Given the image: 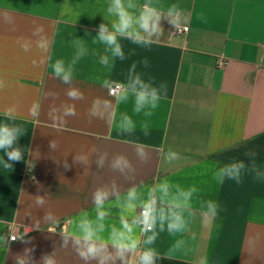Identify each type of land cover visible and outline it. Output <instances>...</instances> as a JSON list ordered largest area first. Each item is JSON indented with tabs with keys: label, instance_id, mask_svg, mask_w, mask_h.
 I'll return each instance as SVG.
<instances>
[{
	"label": "crops",
	"instance_id": "obj_1",
	"mask_svg": "<svg viewBox=\"0 0 264 264\" xmlns=\"http://www.w3.org/2000/svg\"><path fill=\"white\" fill-rule=\"evenodd\" d=\"M125 3L134 22L118 36L120 58L98 39L102 23L118 26L111 0H0V123L22 126L24 154L12 168L0 164V264H139L149 249L155 264H264V0ZM173 5L184 34L163 17L162 34L135 22ZM56 60L71 71L69 83L53 74ZM136 78L157 90L156 108L134 111ZM115 84L129 86L126 102L108 94ZM124 115L130 133L118 128ZM169 150L179 159L168 162ZM118 155L131 162L123 172L112 167ZM239 162V180L228 178ZM192 188L177 209L187 227L170 234L160 212L173 197L183 205L180 194ZM97 191L106 194L100 208ZM152 199L157 217L146 231L137 222ZM209 201L217 216L206 225ZM81 224L90 226L87 239Z\"/></svg>",
	"mask_w": 264,
	"mask_h": 264
},
{
	"label": "clouds",
	"instance_id": "obj_2",
	"mask_svg": "<svg viewBox=\"0 0 264 264\" xmlns=\"http://www.w3.org/2000/svg\"><path fill=\"white\" fill-rule=\"evenodd\" d=\"M131 4L125 3V0H111V4L108 8V11L110 14L115 15L118 18V26L113 25V31L109 32L107 29L106 24H101L99 33H98V39L99 41L105 43L106 45L111 47L112 53L116 57L123 58V51L122 47L118 41V36H127L129 34V30L132 28L133 25V17L129 15L127 12L128 8H131ZM165 18L169 20V22L177 28V22L180 18V14L176 11V6H172L168 10L167 13L158 12L155 9H149L148 12L142 14L139 20L135 21L136 23L140 24V27L143 28L145 31L151 32H159L162 34V28L160 26L161 18ZM42 29H36V32H41ZM106 63V61H105ZM53 74L56 77H59L64 83H69L72 79V73L71 71H68L65 69L63 61L62 60H56L52 65ZM136 84H140L141 87L137 89L135 87ZM106 86V85H105ZM3 87L2 81H0V88ZM127 85L123 86L120 89L119 94L116 96L117 103L126 102L129 99V92H128ZM132 89V98L134 100V111L136 113H140L142 108L148 107L151 109H154L157 107V103L160 99V95L157 92L156 89L151 88L149 89L146 85L142 84L139 78H136L134 83L131 85ZM67 95L69 98L72 99H82L83 94L78 92L77 89H69L67 92ZM108 103V102H106ZM10 110H6L5 115H8V112ZM30 114L32 116H36L37 112L35 110V107L30 109ZM69 114L74 115V109H69ZM145 115H151V111H148L145 113ZM118 128L123 132H132L134 130V123L132 122L131 118L127 115L123 116L122 121L118 124ZM22 126L18 124H7V123H0V151H3L4 156H7V160L0 159V164L3 165L5 169L12 168L13 164L12 162H19L23 160L24 154L21 148L18 146L19 136L23 134L22 132ZM50 148L55 149L56 144L54 141H50L49 144ZM137 155L144 158V154L140 151H137ZM165 159L168 162H171L173 160L179 159L178 153L169 150L166 155ZM102 164V161H101ZM67 167V165H65ZM112 167L116 170H120L123 172L125 169L131 167V162L128 160L126 156L118 155L115 157L112 163ZM244 167L243 162H239L236 165L230 166V170L228 173V178L231 179H237L239 180V170ZM136 189L132 188L128 192V199L134 200L136 199L134 193ZM161 192V200H163L164 197H167L169 195L167 186H163L159 189ZM196 191L195 188H192L189 191L182 192L180 195L183 197V205L180 201L179 197H173V199L169 202L168 205V211L165 213L164 211L160 212L159 219L161 221H164L167 219V230L170 234L183 232L186 227L187 223L184 218V215L181 211H177V209H181V207H187L188 201L190 199L191 193ZM106 198V194L97 191L95 193V204L97 208H100L103 206V202ZM36 203L38 205H43L44 200L41 197H37ZM129 207H133V205L129 204ZM204 219L203 222L207 225L210 223L213 219L217 216V209L214 204L209 201L208 202V208L206 212L203 214ZM157 217V208H156V200L152 199L150 203L143 205V212L141 214L140 222L145 225L147 228L149 225H154L156 222ZM99 219H103V215L99 216ZM82 231L85 234V239L88 238V228L90 227L87 224H81L80 225ZM148 244H153L155 242V236H150L148 240L146 241ZM177 243V247H178ZM88 252L90 254H94L95 248L89 247ZM81 256H84V253H80ZM157 253L154 249L145 250L139 257V264H155ZM171 258V256H169ZM45 264H54L53 259L50 257H45ZM17 264H22L21 261H18Z\"/></svg>",
	"mask_w": 264,
	"mask_h": 264
},
{
	"label": "built area",
	"instance_id": "obj_3",
	"mask_svg": "<svg viewBox=\"0 0 264 264\" xmlns=\"http://www.w3.org/2000/svg\"><path fill=\"white\" fill-rule=\"evenodd\" d=\"M186 31H187V28H185V27H183V28H176V29H175V33H176V34H184ZM225 64H226V63H225L224 60H219V61H217L216 66H217L218 68H221V67H223ZM122 87H123L122 85L115 84V85H113V86H111V87L109 88V90H108V94H109L110 96H116V95L119 94L120 89H121ZM142 212H143V210L140 211V213H139V219H138L137 224H138L139 226H141L144 230L148 231V230L151 229V226L149 225V226L146 228L145 225H144L143 223L140 222V218H141V214H142ZM7 235H8V237H7V241H8L9 243H11V242H15V241L17 240V236H16L15 234H12V233L10 232V230L7 231Z\"/></svg>",
	"mask_w": 264,
	"mask_h": 264
},
{
	"label": "water",
	"instance_id": "obj_4",
	"mask_svg": "<svg viewBox=\"0 0 264 264\" xmlns=\"http://www.w3.org/2000/svg\"><path fill=\"white\" fill-rule=\"evenodd\" d=\"M58 230V229H57Z\"/></svg>",
	"mask_w": 264,
	"mask_h": 264
}]
</instances>
